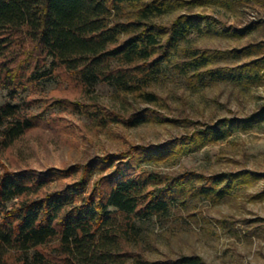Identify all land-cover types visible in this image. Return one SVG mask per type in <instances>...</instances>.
<instances>
[{
  "label": "trees",
  "instance_id": "trees-1",
  "mask_svg": "<svg viewBox=\"0 0 264 264\" xmlns=\"http://www.w3.org/2000/svg\"><path fill=\"white\" fill-rule=\"evenodd\" d=\"M255 3L264 0H0V84L13 98L53 76L85 91L108 82L131 107L116 109L96 98L67 105L107 125L195 126L162 143L129 141L125 148L71 166L13 169L3 160L6 151L28 131L58 117L27 112L11 101L2 104L0 264H211L201 254L150 257L142 248L139 220L167 219L203 199L223 201L238 187L263 179L264 171L244 167L206 173L156 166L237 130H251L264 120V105L253 114L210 124L167 114L161 110L166 97L152 86L167 67L191 87L264 84V39L227 49L194 41L196 35L243 38L264 27V18L240 25L216 11ZM129 96L153 105L131 103ZM251 199L263 201L264 187Z\"/></svg>",
  "mask_w": 264,
  "mask_h": 264
},
{
  "label": "rangeland",
  "instance_id": "rangeland-1",
  "mask_svg": "<svg viewBox=\"0 0 264 264\" xmlns=\"http://www.w3.org/2000/svg\"><path fill=\"white\" fill-rule=\"evenodd\" d=\"M216 11L230 23L240 25L264 18L262 3L239 10L219 8ZM172 18L173 15L166 16L164 20ZM262 39L264 27L243 38L194 36L196 44L222 49ZM152 87L166 97L168 104L160 108L167 114L189 115L210 124L227 117L253 114L264 105V84L247 87L223 82L191 87L170 67L153 81ZM117 92L112 83L99 82L85 91L75 83L53 76L26 87L13 98L9 89L0 84V106L11 101L23 105L27 112L58 117L56 123H43L24 134L6 151L4 162L13 169L71 166L125 148L129 141L162 143L195 129L194 125L171 122L148 121L133 127L123 123L101 124L67 105V101L96 98L116 109L131 107ZM129 98L131 103L142 107L153 105L139 98ZM156 167L165 171L197 169L206 173L237 171L244 167L264 171V120L251 130H237L197 152ZM263 187L264 178L253 185L238 187L232 197L220 202L203 199L189 208H178V212L167 219L154 216L140 219L142 248L152 258L201 254L211 264H264V220L260 219L264 218V200L251 199L252 194ZM248 219L253 221L248 222Z\"/></svg>",
  "mask_w": 264,
  "mask_h": 264
}]
</instances>
